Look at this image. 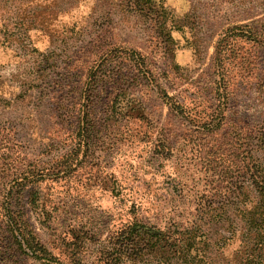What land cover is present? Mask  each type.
<instances>
[{"label":"rangeland","instance_id":"obj_1","mask_svg":"<svg viewBox=\"0 0 264 264\" xmlns=\"http://www.w3.org/2000/svg\"><path fill=\"white\" fill-rule=\"evenodd\" d=\"M154 1L167 9L162 17L128 0H0V198L15 179H40L49 218L39 223L29 212L30 221L61 259L76 249L89 263L106 236L134 217L186 225L196 197L212 193L205 182L222 136L263 124L264 0ZM159 18L172 27L167 49ZM118 70L121 89L110 94L106 76ZM92 91L96 122L110 106L116 115L75 147L71 131ZM70 152L72 163L64 157ZM229 199L223 219L236 233L202 264H248L249 248L237 240L245 227L241 198ZM6 249L0 243V264H42Z\"/></svg>","mask_w":264,"mask_h":264},{"label":"trees","instance_id":"obj_2","mask_svg":"<svg viewBox=\"0 0 264 264\" xmlns=\"http://www.w3.org/2000/svg\"><path fill=\"white\" fill-rule=\"evenodd\" d=\"M128 1L131 2L133 9L142 13L155 12L157 17H162L167 12L163 5L154 0ZM157 22L158 34L167 49L172 41L170 36L172 27L168 28L165 25L166 18H159ZM180 25L178 24V27L175 25L174 28H179ZM241 32L248 33L245 30ZM130 56L138 59L135 61L138 70L144 72V75L147 74L148 70L140 67L141 55L130 51ZM103 63L102 61L100 65ZM106 77L112 81L108 83L105 81L109 84L110 94L114 90L121 89V86L116 84L121 79L119 70ZM98 79V75L93 72L90 87L96 89L101 81ZM106 83H102V86ZM93 92L88 93L86 100L89 105L83 110V116L78 117L77 124L71 131L72 139H75V142L73 141L75 147L86 145L91 134L101 131L98 127L102 125L108 127L113 119L112 114L110 115L112 111L110 106V110L105 111L106 116L102 119V123L96 122L95 116L91 115L95 97H89L95 96ZM118 94L120 96L116 91L115 96ZM115 106L117 104L113 106V111L117 110ZM118 106V111L125 115L128 106L126 107L121 101L118 102ZM131 110L135 115L143 117L140 106H131ZM115 115L114 113L112 116ZM76 131L82 139L78 138ZM222 137L223 149L222 146L220 149L215 147L212 154L217 155L218 159L210 162L213 169H208V176L212 178L206 179L205 182V189L212 193H203L196 197L195 214L191 215L192 219H188L186 225L161 227L134 217L106 236L103 245L96 249L89 263H85L84 259L77 255L76 249L67 259H61L40 240L30 221L29 212H34L35 220L46 223L49 211L43 205L40 179L25 176L6 185L0 198V243L7 247L6 253L10 257L24 255L38 259L42 264H174L175 262L202 264L211 247L221 248L234 237L236 231L230 226H225L223 218L229 198L240 196L242 206L239 209L245 227L237 237L238 243L240 247L249 248L248 257L245 258L246 263L264 264V121L262 126L250 131L249 134ZM221 152L222 157L227 156L226 159L229 161L219 158ZM64 157L66 162H73V152ZM223 177L228 178L225 184L214 183L215 179L223 182ZM244 180L250 184L255 196L246 192ZM218 197L222 199L216 201ZM239 251L241 252L242 249Z\"/></svg>","mask_w":264,"mask_h":264}]
</instances>
